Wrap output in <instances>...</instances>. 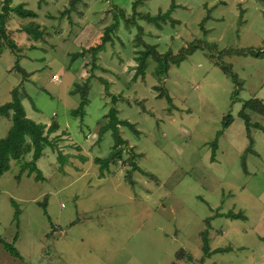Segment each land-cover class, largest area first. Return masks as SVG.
I'll use <instances>...</instances> for the list:
<instances>
[{"label":"rangeland","instance_id":"1","mask_svg":"<svg viewBox=\"0 0 264 264\" xmlns=\"http://www.w3.org/2000/svg\"><path fill=\"white\" fill-rule=\"evenodd\" d=\"M43 1L51 6L44 9ZM133 1L82 0L70 19L60 20L68 0H12L31 4L26 7L32 11L39 7L52 25L43 41L32 44L19 31L20 21L8 20L6 34L21 48L19 66L27 78L13 70L15 54L3 49L0 106L17 88L27 118L59 124L50 138H57L62 155L46 148L35 163L40 174L21 175V165L11 161L0 177V264H199L205 230L210 252L227 251L212 253L201 264H264V116L244 110L249 132L239 116L246 101L264 105V5L259 0H144L134 14ZM171 5L174 24L158 20V27L143 19ZM121 11L134 21L119 19L118 30L108 33L100 62L104 71L95 72L107 82L106 90L95 76L80 78L85 63L89 71V56L73 55L101 44L104 28ZM138 27L144 44L161 55H177L189 45L204 48L170 65L165 76L149 56L141 75L137 59L148 51L135 40ZM64 38L72 39L73 47ZM128 61L124 69L120 63ZM133 70L132 77L125 75ZM86 83L83 114L73 115L82 104L75 85ZM155 87L167 94L171 108ZM112 107L139 133L120 127L128 142L124 164H111L100 177L94 160L108 157L114 141L111 131L97 145L95 140ZM227 117L232 122L223 130ZM9 127L0 116V139ZM130 154L139 156L136 165L151 175L133 172V185L126 173L132 169L126 161ZM24 161L30 162V155ZM230 211L242 212L246 220L215 217Z\"/></svg>","mask_w":264,"mask_h":264},{"label":"trees","instance_id":"2","mask_svg":"<svg viewBox=\"0 0 264 264\" xmlns=\"http://www.w3.org/2000/svg\"><path fill=\"white\" fill-rule=\"evenodd\" d=\"M144 0H134L132 2V11L135 14L136 8L138 6H141ZM264 5V0H259ZM81 3V0H68V6H66L62 12H59V16L56 19H64L67 17V19H70V14L76 10L77 6ZM174 9V5H171L169 10H167L165 13L159 12L156 16L152 17L149 14H145L143 16V19L149 23H154L155 26L159 27V24H157V21H170L171 24H174V21L171 20L170 15L172 10ZM76 12V11H75ZM15 16L20 20V32L24 33L27 37V41H30L32 44L37 43L39 41L44 40V36L46 35L44 32V29H41L39 24H37L34 20L37 18V14L26 8L24 4H18L13 6L12 0H1V8H0V54L1 51L6 48L10 50L12 54H15L16 62L15 66L13 67V70L18 72L23 76L24 79L27 78V73L19 66V58L21 53V48H19L11 38L6 34V25L10 17ZM120 17H119V16ZM51 19H55V17H49ZM119 19L124 20L126 23H131L134 20L132 19L129 21L128 18L125 17L124 12H119L118 14H114L112 16L113 24L106 27L104 29V35L101 39V44L95 46V47H89L87 49H82L80 52L73 55V59L75 57L79 56H89L90 63L93 68H95V61L97 60V55L99 52H101L104 49V46L109 41L108 33L113 32L117 29L119 25ZM135 24V23H134ZM142 30L140 27H138L137 36L135 37V40L137 44L143 45L147 49V53L142 54L140 58L137 59L138 63V74H144L146 69V59L151 56V59H153L158 64V72L161 76H165L168 72L170 65H178L181 61H183L186 57V55H189L192 53L196 48H204L201 44L196 45H189L186 48L179 51L177 55H172L170 53L166 54H159L157 53L152 47L146 46L144 42L141 39ZM33 48V46L31 47ZM30 49V48H29ZM247 52V51H246ZM247 53H251L247 52ZM92 68V69H93ZM222 70L229 73V70L226 67H222ZM91 77H93L91 75ZM90 78H88L89 80ZM100 83L105 85V89L108 90V84L107 82L102 78H96ZM88 87V83L82 84V85H75L74 93H81L82 97V104L79 109L73 111V115H79L83 114V108L87 104L86 100V90ZM157 91H159V98L165 97L169 107H172V101L167 96V94L159 87H155ZM108 93V92H107ZM24 94V93H23ZM11 100L0 106V116L8 117L11 121V126L6 134L5 137L0 139V177L3 176L4 173H6L10 168V162L15 161L19 166L21 165V175L24 172H27L28 175H31L33 173L40 174V171L36 168L35 163L36 161L43 155V151L46 148H50L52 152L57 151V138H50L52 134H55L59 130V124L57 122H52L49 126L41 123H36L29 118H27L25 110L22 105V95H20L17 88H14L10 92ZM24 98H27V94H24ZM116 97H112V102L115 103ZM244 110H250L252 112L258 113L262 116H264V105L259 103L255 100L246 101V103L243 105V111L239 113V116L243 118L245 121V125L247 128V132H249L250 127V120L249 117L244 114ZM104 119H107L106 124L103 128L99 130V135L101 136L103 133L107 131H111L113 136L114 144L112 146V150L108 157L104 159L96 158L94 160V163L96 165H99L100 167V177H103L105 175V172H109V164H117L119 162L123 163V153L126 149H128V143L125 139L122 138L120 135L119 127L123 126L128 129H130L134 134H138L139 132L136 130L135 125L129 123L125 120H119L117 118V110L112 107L104 117ZM232 120L230 117H227L223 121V130L226 129L230 124ZM255 127V126H254ZM257 127V126H256ZM259 128V126L257 127ZM260 129V128H259ZM222 135V131L218 133L219 137ZM249 136V133L248 135ZM249 147L247 149L248 152L251 151L252 147V141H249ZM212 148V156L211 160L214 161L215 154L217 151V144L216 142H213L211 145ZM130 150V149H129ZM59 156L62 154L57 151ZM27 155H30L31 161L25 162L24 159ZM139 156L135 154H130L126 159V161L129 162L132 169L130 171H127L128 174V183L133 185V181L131 179V175L133 172H139L143 173L142 170L136 165L135 160L138 159ZM124 164V163H123ZM243 170L246 171L245 163L242 162ZM145 176H151L146 175ZM202 177V180L207 181V179L204 177V175L200 174ZM39 178L38 180H40ZM154 179V178H153ZM202 180L197 181L199 183L202 182ZM209 185L211 183L207 181ZM212 187V186H211ZM212 190V189H211ZM215 217H224L226 219L230 220H246L244 218V214L242 212L234 213L232 211L220 215L217 214ZM207 226H209V221L206 222ZM264 240V238H263ZM201 243H202V255L203 257L199 260V264L203 263L204 259L209 258L212 253H224L227 251V249H219L213 252H210L209 249V240L207 237V230L203 231L201 233ZM264 242V241H263ZM229 250V249H228ZM183 251L178 252L176 254L177 257L181 256ZM12 254L14 256H17V253L15 251H12ZM192 258L190 256H187V261H191Z\"/></svg>","mask_w":264,"mask_h":264},{"label":"crops","instance_id":"3","mask_svg":"<svg viewBox=\"0 0 264 264\" xmlns=\"http://www.w3.org/2000/svg\"><path fill=\"white\" fill-rule=\"evenodd\" d=\"M82 1V0H81ZM43 2H45V4L43 3H41V5H43L42 7L44 8V9H46V8H48V7H50L51 5H48L49 3H46V1H43ZM24 4V3H23ZM28 4V3H27ZM27 4H24L25 6H30L29 4L27 5ZM12 5L13 6H15L13 3H12ZM27 8V7H26ZM32 8V7H31ZM39 8V7H38ZM38 8H32V9H34L35 11V13L37 14V18L34 20L37 24H39V26L41 27V29H44V32H45V34H46V27H48V26H50V24L52 25V21L50 22V20H48L47 18H42L41 16H40V14H41V12L38 10ZM43 8H41V9H43ZM65 8V7H64ZM63 8V9H64ZM62 9V10H63ZM61 10V11H62ZM60 11V12H61ZM49 14V13H48ZM47 14V17H50L49 15ZM52 17H54V16H52ZM12 18L13 19H15V20H18V18H16L15 16H13L12 15V17H10V19L12 20ZM52 20H54V19H52ZM18 21H20V20H18ZM110 26V25H109ZM105 29V28H104ZM20 30V29H19ZM118 30V29H117ZM104 31V30H103ZM116 31V30H115ZM114 32V31H113ZM77 32H75V34H76ZM25 35V34H24ZM46 35H48V34H46ZM25 37H26V35H25ZM72 38H74V36H71ZM25 40H26V38H25ZM61 40H63V39H60L58 42H60ZM64 40H65V38H64ZM71 40L72 39H66L65 40V42L67 41V43L65 44L67 47H69V46H72L73 47V43L71 42ZM27 41V40H26ZM105 46H106V44H105ZM105 46H104V48H105ZM84 49V48H83ZM85 49H87V48H85ZM80 50H82V49H80ZM104 50V49H103ZM103 50L101 51V52H99L98 53V55H97V60L95 61V68H93L92 66H91V63H89V67H88V69H89V71H86L85 70V68H87V64L85 63V65L83 66V69L82 70H80L79 72H80V78L82 79V80H84V79H88V78H92L91 77V75L94 77H96V78H99L97 75H95V72L96 71H99V70H103V68H101V66H100V62L102 63V56H105V53L103 52ZM123 67H124V69L127 67V64H130V62L128 61V63H120ZM93 68V69H92ZM104 71V70H103ZM135 72H134V70H133V72L132 71H127V72H125V75H127V76H129V77H132V75L134 74ZM86 79V80H87ZM89 79V80H90ZM85 80V81H86ZM97 80V79H96ZM96 82H98V83H100L98 80L96 81ZM83 83V82H82ZM109 87V86H108ZM115 97V96H114ZM116 100H117V97H116ZM117 114H118V111H117ZM105 116H106V114H105ZM104 116V117H105ZM1 117H3V116H1ZM104 117H103V121H102V123H101V125H100V127H99V129H98V135H97V138H96V140H95V145H97L98 143H99V141H100V135H99V130L101 129V128H103L104 127V125L106 124V122H107V119H104ZM4 118H6L7 120H9L10 121V119L8 118V117H4ZM118 118V117H117ZM10 126H11V121H10ZM47 126H49V125H47ZM121 127V126H120ZM120 127H119V129H120ZM10 128V127H9ZM60 128V127H59ZM9 130V129H8ZM8 132V131H7ZM58 132V131H57ZM7 134V133H6ZM86 142H88V140L86 141ZM128 143V142H127ZM79 148V147H78ZM69 160V159H68ZM112 163H110L109 164V169H110V165H111ZM114 165V164H113ZM117 166V164H115V167Z\"/></svg>","mask_w":264,"mask_h":264}]
</instances>
